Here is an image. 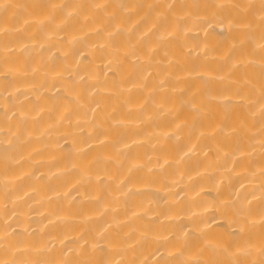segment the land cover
I'll return each mask as SVG.
<instances>
[{"label":"bare ground","instance_id":"6f19581e","mask_svg":"<svg viewBox=\"0 0 264 264\" xmlns=\"http://www.w3.org/2000/svg\"><path fill=\"white\" fill-rule=\"evenodd\" d=\"M0 264H264V0H0Z\"/></svg>","mask_w":264,"mask_h":264}]
</instances>
